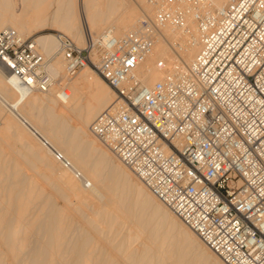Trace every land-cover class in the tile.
I'll list each match as a JSON object with an SVG mask.
<instances>
[{
  "label": "built area",
  "instance_id": "1",
  "mask_svg": "<svg viewBox=\"0 0 264 264\" xmlns=\"http://www.w3.org/2000/svg\"><path fill=\"white\" fill-rule=\"evenodd\" d=\"M190 20L200 44L192 63L144 86L134 73L158 29L187 31ZM55 38L68 77L91 67L115 91L90 134L224 264H264V0L220 9L163 0L154 18L122 36L87 34L83 48ZM0 65L28 93L52 83L35 41L13 29L0 31Z\"/></svg>",
  "mask_w": 264,
  "mask_h": 264
},
{
  "label": "bare ground",
  "instance_id": "2",
  "mask_svg": "<svg viewBox=\"0 0 264 264\" xmlns=\"http://www.w3.org/2000/svg\"><path fill=\"white\" fill-rule=\"evenodd\" d=\"M162 1L69 0L50 13L45 0H0V31L30 39L50 29L85 47L87 34L135 30ZM227 2L211 0L216 9ZM188 23L187 31L158 29L134 73L144 86L192 63L200 44L196 23ZM33 40L47 56L46 92L12 87L0 65V264H224L90 134L115 91L91 67L68 77L55 34Z\"/></svg>",
  "mask_w": 264,
  "mask_h": 264
},
{
  "label": "rangeland",
  "instance_id": "3",
  "mask_svg": "<svg viewBox=\"0 0 264 264\" xmlns=\"http://www.w3.org/2000/svg\"><path fill=\"white\" fill-rule=\"evenodd\" d=\"M68 1V2H67ZM60 2H62L63 4H64V8H63V11H64V9H68V4H69V0H45V3H44V5L46 6V4H48V3H50L51 4V6H50V13L52 12V11H54V10H56L57 9V3L59 4ZM78 8H79V10H80V12L82 11V6H80V5H78ZM57 31H54V30H50V29H46V30H43V31H39L38 33H36V34H34V35H31V36H29V38L30 39H35V36L36 35H42V34H48V33H50V34H55ZM62 34H64V33H62ZM64 35H66V34H64ZM69 38H71L70 36H68ZM72 39V38H71ZM73 40V39H72ZM73 42L75 43V41L73 40ZM76 44V43H75ZM77 45V44H76ZM85 45V44H84ZM78 46V45H77ZM78 47H83V46H78ZM45 58L47 57V56H45L44 54H42ZM54 59H55V56L52 58V62L54 61ZM94 70V69H93ZM95 71V70H94ZM98 144H99V142H98ZM100 146H101V144H99ZM103 147V146H102ZM133 176V175H132ZM134 177V176H133ZM58 203L61 205V202L58 200ZM201 264V263H200ZM202 264H204V262L202 263ZM208 264V263H207Z\"/></svg>",
  "mask_w": 264,
  "mask_h": 264
}]
</instances>
